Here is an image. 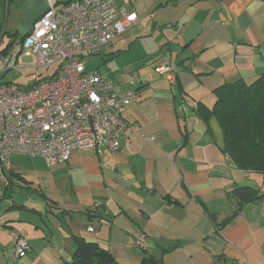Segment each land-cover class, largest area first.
<instances>
[{"label": "crops", "instance_id": "0c3cea01", "mask_svg": "<svg viewBox=\"0 0 264 264\" xmlns=\"http://www.w3.org/2000/svg\"><path fill=\"white\" fill-rule=\"evenodd\" d=\"M24 1L19 20L4 27L15 47L49 6ZM113 1L136 20L109 52L117 56L124 43L143 51L109 73L119 91L131 81L138 90L121 146L74 150L54 166L13 156L9 183L0 186V264H64L77 236L120 264L147 255L160 264H264V174L237 169L222 151L216 121L209 133L195 110L198 102L212 108L223 84L252 83L264 73V0ZM12 2L0 1V15ZM9 40L0 29L2 54ZM166 61L172 81L156 71ZM235 185L263 196L239 209L229 196ZM19 235L31 246L23 257L15 252Z\"/></svg>", "mask_w": 264, "mask_h": 264}, {"label": "built area", "instance_id": "2783aa9c", "mask_svg": "<svg viewBox=\"0 0 264 264\" xmlns=\"http://www.w3.org/2000/svg\"><path fill=\"white\" fill-rule=\"evenodd\" d=\"M135 20L113 0H49L32 30L18 42L20 47L6 55L0 51V72L10 65L54 67L51 75L29 76L28 85L0 83V186L9 183L11 160L17 154L39 156L54 166L67 162L74 150L120 148L129 126L125 113L138 100V90L131 81L128 89L119 91L108 72L87 65ZM24 56L32 57V63L23 64ZM173 68L166 61L156 71L172 81ZM88 231L95 232L94 226ZM30 250L29 240L17 236V256Z\"/></svg>", "mask_w": 264, "mask_h": 264}, {"label": "trees", "instance_id": "16d2710c", "mask_svg": "<svg viewBox=\"0 0 264 264\" xmlns=\"http://www.w3.org/2000/svg\"><path fill=\"white\" fill-rule=\"evenodd\" d=\"M71 1L73 0H67ZM4 27V22H0L1 32L10 38L2 51L3 54H8L14 47L16 36ZM214 93V106L210 108L198 102L196 113L205 121L209 133H212L211 122L216 121L222 133V151L230 157L237 169L264 174V73L252 83L242 79L225 83ZM229 194L237 199L239 209L263 196L259 190L249 185H235ZM210 217L213 222L216 221L214 214H210ZM74 241V254L71 260L65 261L64 264H120L112 253L98 242L78 236ZM160 263L155 256L147 255L139 264Z\"/></svg>", "mask_w": 264, "mask_h": 264}, {"label": "rangeland", "instance_id": "374dc122", "mask_svg": "<svg viewBox=\"0 0 264 264\" xmlns=\"http://www.w3.org/2000/svg\"><path fill=\"white\" fill-rule=\"evenodd\" d=\"M39 2H42V0H38ZM25 4L24 0H14V2L11 3L10 6L6 3L3 5L1 8V15H0V21L4 22L5 27L7 23H10L11 25L16 22L17 15H16V10L18 8H22L23 5ZM7 40H4V43H6ZM9 42V41H8ZM129 43H124L120 45V50H122L117 56H112L110 50L117 51L118 48L114 45H109L104 47L103 51L100 52L97 55H93L90 57L88 60V68H99L101 70H104L108 73H110V70H114L115 68L117 69V66H123L126 65L127 63H131L136 57L141 56L140 52H143L140 49L139 43L136 44V46L132 49L129 50L128 48ZM17 48H19V45H16ZM113 48V49H111ZM1 50V49H0ZM3 51V49H2ZM26 49H22V53H24ZM107 51V53L105 52ZM112 56V57H111ZM32 63V57H23V64L28 65ZM10 67H12L10 65ZM54 71V67L51 68H33V67H27L24 66L21 69H15V68H10L7 71H1L0 72V83H17L20 85H28L30 84V81L28 79L29 76L36 74L39 77L42 76H47L51 75Z\"/></svg>", "mask_w": 264, "mask_h": 264}]
</instances>
